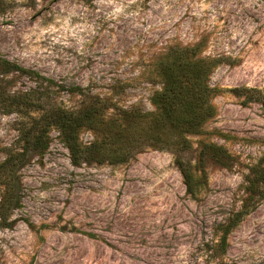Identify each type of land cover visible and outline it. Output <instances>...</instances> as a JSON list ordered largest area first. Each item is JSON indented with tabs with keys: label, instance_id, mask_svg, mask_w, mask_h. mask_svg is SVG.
Wrapping results in <instances>:
<instances>
[{
	"label": "rangeland",
	"instance_id": "1",
	"mask_svg": "<svg viewBox=\"0 0 264 264\" xmlns=\"http://www.w3.org/2000/svg\"><path fill=\"white\" fill-rule=\"evenodd\" d=\"M193 45L217 62L214 113L189 145L143 141L122 162H74L52 126L45 148L17 159L0 264H264V0H0V163L50 107L100 97L153 110L155 64ZM5 95L39 108L4 105ZM204 143L225 156L199 163ZM3 191L0 181V205Z\"/></svg>",
	"mask_w": 264,
	"mask_h": 264
},
{
	"label": "trees",
	"instance_id": "2",
	"mask_svg": "<svg viewBox=\"0 0 264 264\" xmlns=\"http://www.w3.org/2000/svg\"><path fill=\"white\" fill-rule=\"evenodd\" d=\"M197 46H177L157 61L155 70L160 78L161 87L154 91L151 101L153 110L143 111L136 107L123 108L106 98L93 99L76 109L50 107L32 116L20 129L21 150L9 153L0 163V181L4 186L0 216L3 208L11 202L15 194L13 170L17 159L27 150H42L47 143V133L53 126L69 151L74 162L81 159L118 163L127 160L137 144L147 141L157 148L174 147L183 149L189 145L187 135L200 130L203 122L212 116L214 107L211 98L214 88L208 83V76L217 59L197 56ZM6 65L18 69L15 64L5 61ZM26 107L32 104L39 108V101L30 96L9 97L5 95L3 104ZM113 110L108 113L109 110ZM92 132L88 144L79 138L81 129ZM217 152L225 156V149L214 143H204L198 154L200 163L204 155ZM219 156V157H220ZM186 188L192 190L193 175L188 164L178 162ZM259 178L264 179L261 172ZM257 180V178H255ZM251 191V190H250ZM253 197V196H252ZM251 196L249 198H252ZM10 204V203H9ZM235 222L231 219L226 226ZM225 245V233L221 237Z\"/></svg>",
	"mask_w": 264,
	"mask_h": 264
}]
</instances>
